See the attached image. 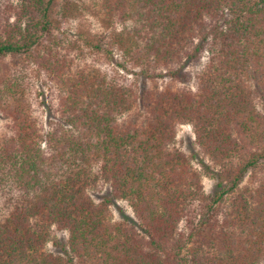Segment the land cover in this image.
I'll use <instances>...</instances> for the list:
<instances>
[{"label":"trees","instance_id":"obj_1","mask_svg":"<svg viewBox=\"0 0 264 264\" xmlns=\"http://www.w3.org/2000/svg\"><path fill=\"white\" fill-rule=\"evenodd\" d=\"M0 120V264H264V0H0Z\"/></svg>","mask_w":264,"mask_h":264},{"label":"rangeland","instance_id":"obj_2","mask_svg":"<svg viewBox=\"0 0 264 264\" xmlns=\"http://www.w3.org/2000/svg\"><path fill=\"white\" fill-rule=\"evenodd\" d=\"M71 28L73 30L79 29L81 31H84L86 34L88 32L96 33V32H102V30H110L109 27H107L106 24H104L100 19L98 20V18H91L85 16L75 17V19H73V23L71 24ZM168 80L169 78L167 77L165 79H158L159 85L163 84V82L167 83ZM36 104L38 103L36 102ZM36 110H37V114L40 113V117L42 114L45 120L46 114L43 111L45 109L42 107H38L36 105ZM3 131H4V120H0V133H2ZM193 141H194V132L192 127L189 124L180 125L178 129L176 145L180 149L186 152H190V150L193 147ZM203 182L205 185V189L207 191H210L214 184L213 180H211L207 176H204ZM107 190H108V186L100 184L95 191L91 189L90 192L93 195L94 199L98 200L99 198H101L106 194ZM112 212H113V217L116 220L123 219L127 216L134 217L132 209L125 201H117L116 205L112 207ZM55 234H57L59 237L65 235V233L62 231H56ZM48 250L51 251L54 250V246L52 243L48 244Z\"/></svg>","mask_w":264,"mask_h":264}]
</instances>
